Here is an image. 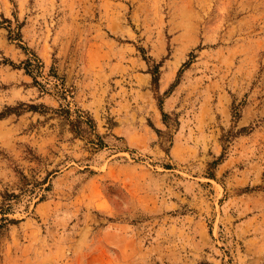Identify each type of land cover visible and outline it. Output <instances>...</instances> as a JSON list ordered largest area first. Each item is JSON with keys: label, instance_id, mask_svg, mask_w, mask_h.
Here are the masks:
<instances>
[{"label": "rangeland", "instance_id": "1", "mask_svg": "<svg viewBox=\"0 0 264 264\" xmlns=\"http://www.w3.org/2000/svg\"><path fill=\"white\" fill-rule=\"evenodd\" d=\"M0 264H264V0H0Z\"/></svg>", "mask_w": 264, "mask_h": 264}, {"label": "trees", "instance_id": "2", "mask_svg": "<svg viewBox=\"0 0 264 264\" xmlns=\"http://www.w3.org/2000/svg\"><path fill=\"white\" fill-rule=\"evenodd\" d=\"M28 64H31L30 61H28Z\"/></svg>", "mask_w": 264, "mask_h": 264}]
</instances>
